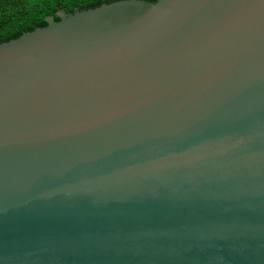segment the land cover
Wrapping results in <instances>:
<instances>
[{
	"label": "water",
	"instance_id": "1",
	"mask_svg": "<svg viewBox=\"0 0 264 264\" xmlns=\"http://www.w3.org/2000/svg\"><path fill=\"white\" fill-rule=\"evenodd\" d=\"M0 41V264H264V0H114Z\"/></svg>",
	"mask_w": 264,
	"mask_h": 264
},
{
	"label": "trees",
	"instance_id": "2",
	"mask_svg": "<svg viewBox=\"0 0 264 264\" xmlns=\"http://www.w3.org/2000/svg\"><path fill=\"white\" fill-rule=\"evenodd\" d=\"M114 0H0V41L15 38L24 31L46 24L47 15L57 10L74 12ZM155 2L156 0H148Z\"/></svg>",
	"mask_w": 264,
	"mask_h": 264
},
{
	"label": "flooded vegetation",
	"instance_id": "3",
	"mask_svg": "<svg viewBox=\"0 0 264 264\" xmlns=\"http://www.w3.org/2000/svg\"><path fill=\"white\" fill-rule=\"evenodd\" d=\"M61 10L64 11L63 9H61ZM57 11H60V10H57ZM57 11H56V12H57ZM56 12H55V14H56ZM64 12H66V11H64ZM56 15H57V14H56ZM47 17H51V19L54 20V16H52V15H47V16L45 17V20H46Z\"/></svg>",
	"mask_w": 264,
	"mask_h": 264
}]
</instances>
